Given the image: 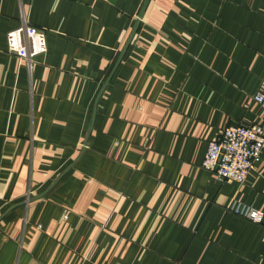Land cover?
Wrapping results in <instances>:
<instances>
[{"label":"crops","instance_id":"crops-1","mask_svg":"<svg viewBox=\"0 0 264 264\" xmlns=\"http://www.w3.org/2000/svg\"><path fill=\"white\" fill-rule=\"evenodd\" d=\"M145 1L0 0V216L25 201L0 264H264V145L242 183L201 167L225 127L264 135V0H148L117 63Z\"/></svg>","mask_w":264,"mask_h":264},{"label":"built area","instance_id":"built-area-1","mask_svg":"<svg viewBox=\"0 0 264 264\" xmlns=\"http://www.w3.org/2000/svg\"><path fill=\"white\" fill-rule=\"evenodd\" d=\"M5 41L6 51L27 61L29 67L35 57L47 50L44 31L27 23L24 17L19 26L7 31ZM252 97L264 107L263 91H257ZM263 145L261 125L254 123L229 125L208 142L201 167L215 173L221 181L242 183L260 160ZM229 209L255 223H260L263 218L262 212L241 202L232 201Z\"/></svg>","mask_w":264,"mask_h":264},{"label":"water","instance_id":"water-1","mask_svg":"<svg viewBox=\"0 0 264 264\" xmlns=\"http://www.w3.org/2000/svg\"><path fill=\"white\" fill-rule=\"evenodd\" d=\"M147 2H148V0L145 1V4H144V6H143V9H142L141 13L139 14L138 19H137V21H136V23H135V25H134V27H133V29H132V31H131L129 37H128V39H127L126 42H125V45H124V47H123V49H122V51H121V54H120L119 59L117 60V63L119 62V60L122 58L123 54L125 53V51H126L128 45H129V43H130V41H131V39H132L134 33H135V31H136V28H137V26H138V24H139V22H140V19L142 18L143 11H144V8L146 7ZM117 63L115 64V66L117 65ZM86 143H87V138H86L85 141L83 142L82 149L85 147ZM68 168H69V166L65 169V171H66ZM65 171H64V173H65ZM64 173H62V175H63ZM58 178H59V177H57V178L53 181V183H52L48 188H50V187H51V186H52V185L58 180ZM24 204H25V201H22V202H20V203H17V204H15V205H13L12 207H10L9 209H7V210H6V211L0 216V219H1L2 217H4V216H5V215H6L11 209L15 208L16 206L24 205Z\"/></svg>","mask_w":264,"mask_h":264}]
</instances>
